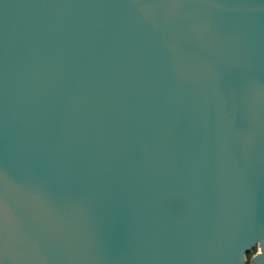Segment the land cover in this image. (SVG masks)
<instances>
[{"label": "water", "instance_id": "95a60500", "mask_svg": "<svg viewBox=\"0 0 264 264\" xmlns=\"http://www.w3.org/2000/svg\"><path fill=\"white\" fill-rule=\"evenodd\" d=\"M0 264H264V0H0Z\"/></svg>", "mask_w": 264, "mask_h": 264}, {"label": "rangeland", "instance_id": "374dc122", "mask_svg": "<svg viewBox=\"0 0 264 264\" xmlns=\"http://www.w3.org/2000/svg\"><path fill=\"white\" fill-rule=\"evenodd\" d=\"M255 253H256V251H255V252H253V253L251 254V256H252V255H254ZM251 256H250V257H251ZM250 257H249V258H250Z\"/></svg>", "mask_w": 264, "mask_h": 264}, {"label": "trees", "instance_id": "16d2710c", "mask_svg": "<svg viewBox=\"0 0 264 264\" xmlns=\"http://www.w3.org/2000/svg\"><path fill=\"white\" fill-rule=\"evenodd\" d=\"M251 256V254L249 255V257Z\"/></svg>", "mask_w": 264, "mask_h": 264}]
</instances>
